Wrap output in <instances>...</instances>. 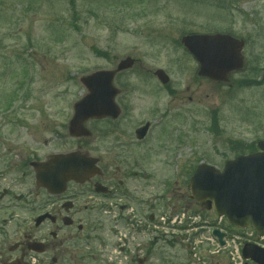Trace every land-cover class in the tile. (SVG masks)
Returning a JSON list of instances; mask_svg holds the SVG:
<instances>
[{
    "label": "rangeland",
    "instance_id": "rangeland-1",
    "mask_svg": "<svg viewBox=\"0 0 264 264\" xmlns=\"http://www.w3.org/2000/svg\"><path fill=\"white\" fill-rule=\"evenodd\" d=\"M215 31L245 41L244 66L228 83L196 76V63L179 46L183 34ZM126 56L135 63L115 76L121 114L109 134L107 120H89L91 137H70L72 106L86 93L80 77L114 69ZM158 68L169 76L165 85L153 75ZM261 74L264 0H0V169L27 151L44 159L80 144L109 171L122 165L130 174L122 199L140 210L145 225L149 214L199 211L189 193L196 165L222 169L264 139ZM145 121L151 130L142 147L151 152L140 161L118 158L123 144L127 156L137 152L133 131ZM4 176L2 188L15 178ZM200 236L187 242L163 233L149 244L146 232V264H230L227 250L211 256L197 248L194 256L187 245Z\"/></svg>",
    "mask_w": 264,
    "mask_h": 264
},
{
    "label": "flooded vegetation",
    "instance_id": "flooded-vegetation-1",
    "mask_svg": "<svg viewBox=\"0 0 264 264\" xmlns=\"http://www.w3.org/2000/svg\"><path fill=\"white\" fill-rule=\"evenodd\" d=\"M119 89L118 95L122 93ZM167 93L171 95L173 91ZM106 123L109 134V122ZM142 124L134 128L133 134ZM150 130L151 124L143 139L131 140L137 152L127 156L125 149L129 144H123L118 158L140 161L148 156L145 151L151 152V145L148 149L142 146ZM77 148L82 149L80 144ZM97 158L96 174L82 182H67L60 193L35 184L31 162L39 159L32 152L21 153L13 163L6 161L0 169V264H109V210L123 200L125 193L121 188L128 189L131 176L121 169L122 165L109 171L102 157ZM7 173H13L15 178L2 188V175ZM132 176L136 179L138 173L133 172ZM125 206L124 203L121 208ZM133 261V257L127 258V263Z\"/></svg>",
    "mask_w": 264,
    "mask_h": 264
},
{
    "label": "water",
    "instance_id": "water-1",
    "mask_svg": "<svg viewBox=\"0 0 264 264\" xmlns=\"http://www.w3.org/2000/svg\"><path fill=\"white\" fill-rule=\"evenodd\" d=\"M182 44L192 53L199 63L198 74L222 80L229 71L242 66L240 50L243 41L228 34H190L181 38ZM133 60L129 57L121 60L116 71L131 67ZM115 71L98 70L80 80L88 93L77 101L74 114L69 121L71 135H89L83 124L89 118L109 116L116 118L119 108L113 98L117 93L111 82ZM163 82L168 77L162 70L155 72ZM146 126L137 133L143 136ZM261 152L239 156L225 163L222 172L214 167L199 165L190 181L191 194L209 209L211 203L215 211L224 215L235 225L244 227L249 224L264 235V141L258 144ZM96 160L79 151L53 154L47 161L34 162L37 184L51 191L63 188L69 179L80 180L86 174L96 171ZM221 244L223 234L213 231ZM242 255L257 264H264V251L244 245Z\"/></svg>",
    "mask_w": 264,
    "mask_h": 264
}]
</instances>
